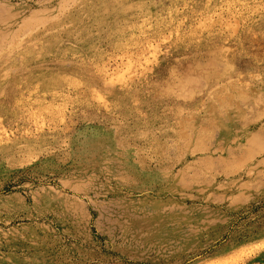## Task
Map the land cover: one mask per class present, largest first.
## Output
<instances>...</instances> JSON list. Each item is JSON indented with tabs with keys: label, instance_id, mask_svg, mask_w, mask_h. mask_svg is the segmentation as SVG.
Returning a JSON list of instances; mask_svg holds the SVG:
<instances>
[{
	"label": "rangeland",
	"instance_id": "1",
	"mask_svg": "<svg viewBox=\"0 0 264 264\" xmlns=\"http://www.w3.org/2000/svg\"><path fill=\"white\" fill-rule=\"evenodd\" d=\"M0 264H264V0H0Z\"/></svg>",
	"mask_w": 264,
	"mask_h": 264
}]
</instances>
